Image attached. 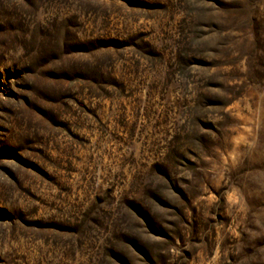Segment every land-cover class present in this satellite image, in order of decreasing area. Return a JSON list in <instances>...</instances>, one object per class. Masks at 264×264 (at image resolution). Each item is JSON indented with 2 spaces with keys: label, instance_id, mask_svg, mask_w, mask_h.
<instances>
[{
  "label": "rangeland",
  "instance_id": "obj_1",
  "mask_svg": "<svg viewBox=\"0 0 264 264\" xmlns=\"http://www.w3.org/2000/svg\"><path fill=\"white\" fill-rule=\"evenodd\" d=\"M0 264H264V0H0Z\"/></svg>",
  "mask_w": 264,
  "mask_h": 264
}]
</instances>
